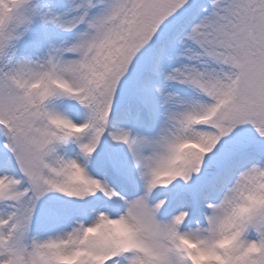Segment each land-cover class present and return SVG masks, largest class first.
I'll return each mask as SVG.
<instances>
[{"label":"snow or ice","instance_id":"6c2138e0","mask_svg":"<svg viewBox=\"0 0 264 264\" xmlns=\"http://www.w3.org/2000/svg\"><path fill=\"white\" fill-rule=\"evenodd\" d=\"M0 264H264V0H0Z\"/></svg>","mask_w":264,"mask_h":264}]
</instances>
